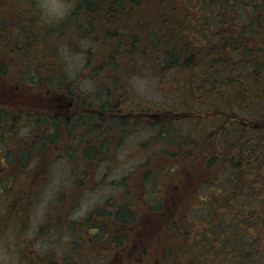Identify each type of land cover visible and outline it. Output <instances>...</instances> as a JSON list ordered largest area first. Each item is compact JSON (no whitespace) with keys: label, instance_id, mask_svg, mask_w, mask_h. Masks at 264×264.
Wrapping results in <instances>:
<instances>
[{"label":"trees","instance_id":"trees-1","mask_svg":"<svg viewBox=\"0 0 264 264\" xmlns=\"http://www.w3.org/2000/svg\"><path fill=\"white\" fill-rule=\"evenodd\" d=\"M68 1L73 3L70 16L45 32L40 29L38 31L35 25L31 26L30 18L17 19L16 25L7 22L3 25L0 21V55L12 56L10 50L18 51L17 44L26 49L22 41L24 37L16 38V31L21 27L22 22L29 25L25 31L35 30L36 34L30 31V38H36L34 44L41 42L44 43L43 46L47 45L50 36H57L60 33L67 37L68 42L76 38L84 39L88 48L83 51V71L85 75L87 73L90 76L92 92L82 95L78 93L80 91L75 90L72 84L77 83L78 80L70 79L65 74L59 53H51L50 58L44 59L39 67L33 66L32 69L24 67L23 79L17 74L16 80H20L28 89L46 86L44 89L46 92L47 89L61 90L63 93L77 97L80 113L79 116L73 114L67 121L62 122L52 117L49 111H45L44 114L26 113L25 118L24 114L12 108L0 106V140L16 146L14 138L19 132L16 126L22 122L21 125L29 127L30 139L27 146L20 151L16 150V147L12 149L19 153L21 161H26L30 152L35 155L33 159L40 163L43 158L51 162V165L55 160L64 159L72 168L70 173L78 180L81 176H89V172L95 174L89 164L96 161L99 155L103 156L112 151H108L110 144L115 146L117 143L110 142L109 137L118 135L121 138L126 132L135 128L137 130V127H141V123L145 121L143 125L147 130L154 129L156 132L151 142H157V147L160 149L157 155L154 154L153 158L144 166L138 167L135 172L148 169L152 164L163 166L167 160L169 162L167 167L179 169L185 168L187 162L188 169L191 166L198 168V165L203 168L214 166L217 168L215 178L229 171L233 188L229 195H220V186L213 183L215 180L209 187L211 190L217 189L216 194L219 195L213 200L214 204H204L208 214L207 226L212 229L213 220H217L220 216L225 217L229 209L238 208L239 212L235 217L240 219L238 225L241 228L232 234V238H234L233 244L244 246L247 243L245 234L249 231L250 225H253L251 212L243 218L239 215L247 207L251 195V191L248 190L254 185L250 183L249 177L252 175L254 180L264 178L262 171L264 169V0ZM22 16H26V13ZM38 28L41 26L38 25ZM16 53L18 55V52ZM4 61L5 65L0 66V79L10 82L9 65L5 59ZM97 62L99 65L95 68ZM186 70H188V85L184 87L188 88V93L185 91L186 94L182 95L185 98L182 99V103L175 106L167 105L169 109H163L160 105L154 106L152 111L158 113L159 118L161 114H167L164 115L166 118L163 116L158 123L136 118V115L152 113V111L144 106L129 105L133 94L128 90L130 88L127 83L132 77L144 76L169 83L172 72ZM196 70L201 74L196 75ZM24 74H27V77ZM220 80L225 81L220 82ZM14 89L7 91L10 93L17 91ZM221 89L224 91L220 92ZM119 92H123L124 102L117 99L118 95L115 94ZM2 96L3 94H0V97ZM44 97L46 99V96ZM44 101L42 99L41 102L44 104ZM123 103L127 106L126 112L121 108ZM181 107H188V114L178 117L177 109ZM181 122L190 123L189 133L188 129L185 132L186 138L173 136L167 129ZM170 136H173L172 141L168 140ZM86 141L88 145L84 144ZM162 141L169 143L170 149L165 147ZM72 143L75 146H71ZM105 144L109 146L105 147ZM55 148L59 152L56 153ZM255 151H258V154L256 153L257 156L254 158ZM249 158L253 159L255 167H252L253 163H248ZM167 167L164 170H167ZM27 169L30 172L33 170V168ZM153 173L151 170H146L142 174L145 180L141 179L143 190L147 189L150 192L147 180L154 175ZM33 175L34 173L32 175L29 173L27 178L33 179ZM13 176H7L8 180L5 181L10 184ZM130 177L127 176L125 182L129 181ZM75 184L77 185L78 182ZM129 186L132 188L130 184ZM140 187L141 185L139 189ZM261 187L263 190H258L264 195V186ZM245 190L248 195L244 196ZM133 192L134 189L130 193ZM28 193L29 191L26 190L14 202L11 195H8L9 208L22 222L25 220V211L30 202ZM121 196L118 197L117 205L113 206V210L109 209L110 202L93 212L91 218L93 221H98V224L85 227V222L79 223L83 229L82 233H89V237L85 239L81 234L74 235L71 250L78 257L86 256L82 252L83 249L90 247L93 242L100 243L102 237L107 235L109 228L105 226L103 220L117 224V228L129 229L138 219L137 212L132 209L135 201H121ZM241 196H244V199ZM259 208L264 210V200ZM154 209L158 213L163 212L158 207ZM260 218L264 220V211ZM233 220L230 219L222 230L221 224L215 223L213 228L220 230L213 235L214 244L211 245L210 252L216 254L223 245L227 248L228 241H224L230 238L227 230H229V222ZM89 229L93 232L88 231ZM111 238L110 246L114 252L121 244L128 245L130 251L132 245L137 242L136 235L127 239L125 235L118 233L111 235ZM28 251L29 248H26L21 252V255L25 256V264H76L75 259L71 260L67 257L56 259L50 252L40 255V252L33 250L35 252L33 255ZM188 251L189 246L188 250L185 249L187 254ZM144 253L142 251L141 255ZM131 254L132 257L137 258L133 255L136 254L135 252ZM190 257L188 255V259ZM233 258L236 262L232 264H247L252 256L236 255Z\"/></svg>","mask_w":264,"mask_h":264},{"label":"rangeland","instance_id":"rangeland-1","mask_svg":"<svg viewBox=\"0 0 264 264\" xmlns=\"http://www.w3.org/2000/svg\"><path fill=\"white\" fill-rule=\"evenodd\" d=\"M43 4H71V9L63 18L52 19L46 16L45 10L41 7ZM72 11L73 3L68 0H0V21L3 25L6 22L16 25L17 19L27 20L30 18L31 26L35 25L37 30L40 29L44 32L64 21ZM208 12L213 13L209 10ZM24 13L26 16L23 17ZM38 25L41 28H38ZM28 26L22 22L21 27L16 31V38L24 37L22 41L26 49L17 44L16 50L18 51L10 50L12 56L0 55V66L5 65V59L9 65L8 76L11 78L10 82L0 79V94L4 96L0 97V106L5 105L6 108H12L16 112L24 114L25 118L26 113L44 114L46 110L41 102L42 99L45 100L43 96L51 97L53 93L57 94V91L60 90L47 89L46 92L44 90L46 86L28 89L20 80H16V75L19 74L23 79L24 67L32 69L33 66H41L44 59L50 58L51 53H59L62 58L60 63L65 74L70 79L78 80L77 83L73 82L72 84L76 88L75 90L80 91L78 93L88 95L89 92H92L91 88L93 87L90 76L87 73L85 75L83 71V51L88 48L84 39L76 38L68 42L66 41L67 37L60 33L57 36H50L47 39V45L43 46L44 43L41 42L34 44L36 38H30V31L35 34L36 32L34 29L25 31L29 28ZM50 46H54V48H50ZM70 62L74 65L71 72L69 71ZM98 65L97 62L95 68ZM196 71V75L201 74L199 70ZM90 75L93 77L92 73ZM24 76L27 77V74ZM169 79V83H162L158 79L135 75L127 83L130 88L128 90L133 94L129 105L144 106L150 111L158 105L163 109H169L167 105H179L180 102L182 103V99H185L182 95L188 93V88L184 87L188 85V70L172 72ZM224 81L220 80V82ZM11 88H15L14 90L17 91L8 92L7 90ZM70 90L73 91V89ZM222 91L224 89L220 90V92ZM115 95H118L117 99L120 102H124L123 92ZM112 99L111 101H113ZM62 100L68 101L67 103L73 106L80 105L75 96L66 95L62 97ZM121 108L126 112V104L123 103ZM187 109L188 107L177 109L176 116L179 117L187 113ZM164 115L161 114V118L158 120H162ZM164 117L166 118V116ZM154 120L156 119H151V121ZM144 122L141 123V127H137V130L135 128L126 132L121 138L118 135L109 137L110 142L117 143L115 146L105 144V147L109 146L108 151H112L103 156L99 155L96 161L89 164L95 174L89 172V176H81L78 180L70 173L72 168L67 160H55L51 165V162L45 161L43 158L40 163L33 159L35 155L32 152L28 154L27 160L24 162L21 161L19 153L16 159V150L20 151L25 148L30 139L29 127L21 125L22 122L16 126L17 132L19 128L17 137L14 138L16 146L0 140V154H8L6 159L0 163V264H25V256L23 257L21 252L26 248H29L28 252L33 255L35 252H40V255L50 252L56 259L65 257L71 260L75 259L76 264H133V262L135 264H232V262H236L233 258L236 255H245L246 257L251 255V261L247 264H264V220L260 218L264 210L259 208L264 200V195L258 190H263L261 186H264V178L254 180L252 175L249 177L250 183L254 185L251 190L247 189L249 192L251 191V195H249L247 207L239 215L243 218L251 212L250 218L253 220V225H250L248 233L245 234L244 238L247 243L241 247L236 246L233 244L232 234L241 228L239 226L240 219L235 217L239 212L238 208L229 209L225 217L220 216L217 220H213L212 229H209L207 226L208 214L204 205L214 204L213 200L219 195L216 194L217 189L209 188L214 180L213 183L220 186V195L225 196L231 193L233 188L229 171L215 178L217 168L214 166L203 168L198 165V168L191 166L188 169L187 162L185 168L179 169L167 167L169 163L167 160L163 166L152 164L148 169L135 172L138 167L144 166L149 159L153 158L154 154L157 155L160 149L157 147V142H151V138L156 132L154 129L147 130V127L143 125ZM167 129L173 136L186 138L185 132L188 129L189 133L190 123L181 122ZM173 136H170L168 140L172 141ZM188 138H190L189 134ZM86 143L84 142L85 145H88ZM163 143L165 147H169V143L162 141ZM71 146H75L74 143ZM15 147L16 150L13 151L12 149ZM167 148L163 149L167 150ZM54 151L59 152L56 148ZM186 152L188 153V151ZM256 153L258 154V151L254 152V154ZM14 158L15 161H13ZM252 160L249 158L248 163H253ZM165 167L168 169L164 170ZM252 167H255V164ZM10 168H17V171L10 172ZM26 168H33V170L27 172ZM146 170L154 172V175L147 180L150 192L147 189V191L143 190L142 187L144 180L142 174ZM29 173L30 175L34 173L33 179L27 178ZM7 176L14 177L10 184L5 181L8 180ZM127 176L131 177L129 181L125 182ZM28 179V185H26ZM141 179L143 180L141 181ZM76 182H78L77 185ZM203 182L204 184H201ZM244 185L246 186V182ZM156 187L157 190L154 189ZM132 189L134 192L131 194ZM26 190L29 191L27 196L30 202L27 204L25 220L22 222L17 214L9 208L8 195H11L14 202ZM120 195H122L121 201H135L132 209L137 212L138 219L136 217L137 220L129 229L117 228V224L115 226L113 223H108V220H103L105 226L109 228L107 235L102 237L100 243L93 242L90 247L83 249L82 252L86 256L78 257L71 250L72 244H74V235L78 233L85 239L89 237V233H82L83 229L79 223L85 222V227L98 224V221H93L91 218L93 212L110 202L109 209L113 210ZM245 195H248L246 190L244 191ZM244 196L241 198L244 199ZM201 200L205 202L202 203ZM249 204L252 205L248 206ZM155 207L162 209L163 212L158 213L154 209ZM230 219L234 220L229 222V230H227L230 238L224 241H228L227 248L226 245H223L216 254L210 252L211 245L214 244L213 235L220 229L222 230ZM217 222L222 226L220 229L213 228ZM88 231L93 232L91 229ZM118 233L125 235L127 239L136 235L137 242L132 245L130 251L128 245L122 244L115 252L111 249V235ZM188 246L187 254L185 249L188 250ZM235 250L236 255L234 256ZM142 251L145 252L143 255H141ZM131 252H135L136 254L133 255L137 258L132 257ZM188 255L191 256L190 259H188ZM194 256L195 261H193Z\"/></svg>","mask_w":264,"mask_h":264},{"label":"flooded vegetation","instance_id":"flooded-vegetation-1","mask_svg":"<svg viewBox=\"0 0 264 264\" xmlns=\"http://www.w3.org/2000/svg\"><path fill=\"white\" fill-rule=\"evenodd\" d=\"M63 93V92H61ZM43 108L48 111L51 110L53 115L52 117H56L58 120L65 122L70 117L73 116V114H77L79 116V108L80 106H73L72 104H67L66 102H63V100L60 98V96L56 95V93H53L51 97L46 96V99L43 104ZM15 156L17 159L18 154L15 152ZM6 159L5 154H0V163ZM15 158L13 161L16 160ZM17 171V168H10V172ZM25 171L29 172L27 168ZM200 203V202H199Z\"/></svg>","mask_w":264,"mask_h":264},{"label":"clouds","instance_id":"clouds-1","mask_svg":"<svg viewBox=\"0 0 264 264\" xmlns=\"http://www.w3.org/2000/svg\"><path fill=\"white\" fill-rule=\"evenodd\" d=\"M41 7L45 10L46 16L52 19H60L71 9V4L48 5L43 4ZM74 65L69 63V71L73 70Z\"/></svg>","mask_w":264,"mask_h":264}]
</instances>
